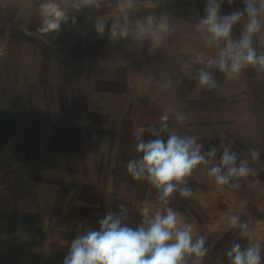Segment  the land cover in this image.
Instances as JSON below:
<instances>
[{
  "label": "crops",
  "instance_id": "0c3cea01",
  "mask_svg": "<svg viewBox=\"0 0 264 264\" xmlns=\"http://www.w3.org/2000/svg\"><path fill=\"white\" fill-rule=\"evenodd\" d=\"M121 2L79 5L75 21L66 18L57 30L34 35L39 49H33L30 34H0V41L15 50L9 57L25 60L0 65V264H63L76 238V218L96 214L89 208L80 212L77 202H106L111 212L118 210V202L140 204L138 189L146 178L133 180L127 163L142 157L135 150L141 127L145 132L139 138L148 142L156 137L147 129L159 132L167 114V131L160 138L166 142L173 133L194 137L191 114L179 111L180 123L177 107L199 104L200 92L194 90L201 87L192 78L165 79L174 76L160 68L170 62L178 36L170 30L163 40L153 41L135 33L149 16L159 20L160 4L167 17L171 10L182 24L205 13L190 17L168 3L143 0L133 2L125 19ZM98 20L106 25L103 36L95 31ZM113 24L126 25L129 35L111 38ZM26 38L29 47L21 50L16 42ZM64 52L72 59L65 70L58 60ZM2 167L8 171L4 175Z\"/></svg>",
  "mask_w": 264,
  "mask_h": 264
},
{
  "label": "rangeland",
  "instance_id": "374dc122",
  "mask_svg": "<svg viewBox=\"0 0 264 264\" xmlns=\"http://www.w3.org/2000/svg\"><path fill=\"white\" fill-rule=\"evenodd\" d=\"M78 1L77 5L86 4L84 0ZM101 1L116 3L122 0H98V3ZM138 1L143 0H133V2ZM154 1L168 3L176 12L196 18L200 13L203 14L202 4L206 3V0ZM42 4L59 6L64 13V18L59 22H64L66 18L76 20V0H0V34L9 32L23 37L30 34L33 49L36 46L39 49L40 41L34 35L41 32L46 19L54 18L51 14L49 16L42 14ZM243 8V0H234L231 5L225 0L221 15H227L236 10L242 11ZM51 11L54 12V10ZM170 11L168 15L171 18L168 16V20L171 30L175 38L178 36L175 41L176 51L172 50L173 53H168L170 62L163 63L160 68L165 74L174 76V78L164 76L165 79L176 82L183 78H192L197 87H200L198 84L200 71H206L205 68H209L208 72L215 80L216 87L212 90L195 89L194 93L200 92V95L202 93V96L198 97L199 104L194 101L193 106L187 104L186 109L178 106L177 115H180L179 111L191 114L194 138L197 137V143L203 146L202 154H206L205 152L215 147L216 155L215 157L205 156L208 162L195 168L185 182L178 185V190L169 197L167 203L159 199L160 193L154 186H150L146 179L145 184L138 189L139 193L141 192L140 198L143 199L140 200V204H136L133 200H128L126 205L118 202L115 205L118 210L114 212L121 214V208L118 206L123 204L127 211V218L122 219V224L138 228L146 226V218L142 211L144 208L150 209L149 218L157 211L166 214L167 209L171 208L177 213L178 218L192 225L194 240L200 236L206 238L205 247L208 252L201 264H231L227 253L236 243H239L242 249L252 244H259L261 262L264 264V70L248 66L238 75L228 77L217 67H208V61L218 56L215 51L223 48V41L219 47L207 46L206 34L196 29V24L202 17L182 24ZM165 12V7L160 4L159 19L166 15ZM244 23L245 21L242 20L241 23L234 25L232 32L234 39H239ZM174 24L176 29L181 30L184 35L177 33ZM262 25H264V19H262ZM180 36H185L186 40H181ZM16 43L22 45L21 50L28 49L30 39L23 42L18 40ZM253 47L258 55L264 54V27L253 37ZM0 50L4 52L0 55L1 67L24 64V58L14 55L13 58L9 57V54H15V50H11L8 41H0ZM48 55L51 59L49 66H53L51 52ZM60 55L59 66L65 70L67 66L70 67L72 59L65 52ZM226 147L236 154L237 165L241 160L248 161L254 169V174L238 180L233 179L229 185L218 186L208 172L211 167L220 166V157ZM250 148L257 149L260 153L257 163L251 161ZM7 172L2 167V175ZM232 184H239V187L234 188ZM184 187L191 189V195L187 198L179 194V188ZM129 199L132 197L130 196ZM76 204L82 207L80 211L82 213L91 211L88 208L96 213L94 219L92 217L76 218V237L90 229L98 228V221L103 217L101 215L113 209L106 202L90 203V205L81 202ZM233 215H238L241 223L247 224V236L241 235L239 226L236 228L229 226V219ZM5 243L13 245L10 242ZM195 259V257H185L186 264H194Z\"/></svg>",
  "mask_w": 264,
  "mask_h": 264
},
{
  "label": "clouds",
  "instance_id": "9594fccd",
  "mask_svg": "<svg viewBox=\"0 0 264 264\" xmlns=\"http://www.w3.org/2000/svg\"><path fill=\"white\" fill-rule=\"evenodd\" d=\"M86 4L96 3L98 0H84ZM234 0H227L231 5ZM225 0H206L203 18L196 24L197 31L206 34L207 46H217L223 41V48L217 57L208 61V67H217L220 72L228 77L238 75L245 67H257L264 70V54H257L253 47V37L264 27V0H243V10L232 11L230 14L221 15L222 5ZM79 7V5H76ZM133 7V0H122L119 5L120 11ZM51 10H54L52 12ZM42 14L54 18L46 19L42 32L54 31L60 27L59 21L64 18V13L58 5L42 4ZM244 20V28L239 39L232 36L233 27ZM119 28V31H118ZM106 25L102 20L95 24V31L103 36ZM171 25L166 15L157 21L149 16L145 23L137 24L136 36L143 40L148 37L153 41H161L169 34ZM127 37V26L119 27L113 24L109 29L111 38ZM198 84L201 88L212 90L216 82L208 71H200ZM169 116L161 117L162 127L159 132L151 128L156 138L145 142L139 138V134L145 132L141 127L138 129L136 152L142 157L138 160H130L127 163V172L133 180L147 179L160 193L159 199L167 203L169 197L178 190V185L183 184L193 170L208 161L205 156L215 157L217 149L212 147L206 154H202V145L191 136H179L170 134L165 142L160 138V133L167 131ZM177 121L183 123V115H177ZM252 163L259 161L260 153L257 149H249ZM226 170V171H225ZM218 186L229 185L233 179H241L254 174V169L246 160H241L237 165V156L230 148L226 147L220 157V166L209 169ZM238 188L239 184H232ZM181 197H189L191 189L179 188ZM123 215L114 212L106 213L98 221V228H93L77 236L70 243L69 251L63 259V264H186L185 257H195L194 264H201L207 255L205 247L206 238L200 236L194 240V231L191 224L183 222L177 213L171 208L166 214L156 212L149 218L150 209L144 208L143 215L146 218V226L132 228L122 224L123 216L127 215L126 208L120 205ZM229 226H239L241 235L247 236V224L241 223L238 215L229 219ZM227 256L231 264H262L261 248L259 244H252L241 248L239 243L234 244Z\"/></svg>",
  "mask_w": 264,
  "mask_h": 264
}]
</instances>
